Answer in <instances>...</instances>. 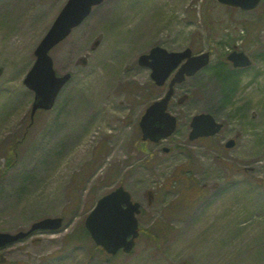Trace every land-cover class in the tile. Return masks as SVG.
Segmentation results:
<instances>
[{"label": "rangeland", "instance_id": "1", "mask_svg": "<svg viewBox=\"0 0 264 264\" xmlns=\"http://www.w3.org/2000/svg\"><path fill=\"white\" fill-rule=\"evenodd\" d=\"M65 1L0 0V171L13 162L0 175V231L47 216L65 221L5 246L0 264H264V5L103 0L50 51L56 72L71 78L28 128L33 92L22 80ZM154 44L210 49V65L236 78L227 97L211 68L179 84L169 106L178 129L159 144L142 143L137 126L154 97L137 57ZM234 48L249 55V67L224 62ZM182 94L192 97L178 102ZM207 110L222 130L189 141L190 116ZM117 185L142 207L131 253L108 257L88 237L67 244Z\"/></svg>", "mask_w": 264, "mask_h": 264}, {"label": "water", "instance_id": "2", "mask_svg": "<svg viewBox=\"0 0 264 264\" xmlns=\"http://www.w3.org/2000/svg\"><path fill=\"white\" fill-rule=\"evenodd\" d=\"M101 0H68L61 9L51 27L35 48L36 59L24 78V83L34 91L32 113L38 107L49 108L61 86L67 81L70 74L57 76L52 67L49 49L63 39L90 11L93 4ZM222 3L240 6L243 9L253 7L258 0H218ZM152 58L151 61H148ZM187 58L176 70L166 94L159 100L150 104L141 119L143 137L157 140L167 136L175 129V117L165 112L172 94L173 84L181 81L184 75H191L196 70L207 64L209 52L191 55L190 48L182 51H167L156 46L151 49L149 55L140 57L142 64L151 69V77L157 84H162L164 79L175 69L182 59ZM228 58L233 64L245 66L250 63L243 53H231ZM144 122V124H143ZM157 125H153V123ZM192 131L190 137L213 134L218 131L221 124L217 123L209 113H200L192 118ZM229 141L227 145H231ZM124 205V206H123ZM139 212V204L130 200L129 193L122 187H117L110 193L99 198L95 207L85 219V227L94 241L101 245L107 252L115 253L119 248L129 251L133 245V239L137 235V219L135 213ZM61 217H46L33 222L26 232L15 234L0 232V247L18 240L35 229L54 230L61 226ZM128 236H131L128 238Z\"/></svg>", "mask_w": 264, "mask_h": 264}, {"label": "trees", "instance_id": "3", "mask_svg": "<svg viewBox=\"0 0 264 264\" xmlns=\"http://www.w3.org/2000/svg\"><path fill=\"white\" fill-rule=\"evenodd\" d=\"M215 72H218V70H216ZM218 78L223 85V91L225 92L224 95L225 97H227L228 93L231 92L234 88L235 80L233 78H230L228 73L222 74L221 72H218ZM75 232L76 233L70 235L69 241L78 240L81 237H85L86 235V232L82 226L78 227Z\"/></svg>", "mask_w": 264, "mask_h": 264}]
</instances>
